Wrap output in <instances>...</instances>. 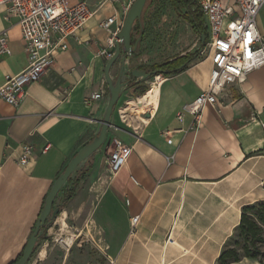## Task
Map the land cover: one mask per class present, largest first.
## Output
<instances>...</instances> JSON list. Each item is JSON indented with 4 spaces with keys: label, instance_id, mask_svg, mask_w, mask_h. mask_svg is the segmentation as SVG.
Masks as SVG:
<instances>
[{
    "label": "crops",
    "instance_id": "1",
    "mask_svg": "<svg viewBox=\"0 0 264 264\" xmlns=\"http://www.w3.org/2000/svg\"><path fill=\"white\" fill-rule=\"evenodd\" d=\"M85 1L93 9L101 2ZM124 1L116 2L118 11L115 3L98 8L78 40H68V48L54 54L49 70L27 87L18 106L0 102V264H10L23 251L53 182L100 130L108 100L104 69L109 59L100 55L108 34L104 36L99 24L115 14L120 17ZM106 5L111 11L99 16ZM257 23L264 36L259 16ZM0 33L10 50V55H0L1 86L28 61L18 19L2 6ZM130 58L123 79L131 71ZM211 68L207 59L178 75L160 76L155 81L157 107L138 116L121 109L141 86L148 90V82L136 81L126 86V93L122 90L106 143L73 173L69 191L63 188L62 196L65 191L73 194L63 201L47 237L55 236L56 242L77 229L85 240L96 235L100 253L91 264H216L239 224L242 207L264 201L259 125L264 122V67L242 83L225 86L216 104L203 109L199 126L191 128L192 117L185 113L179 122L177 114L207 89ZM119 70L120 64L112 65L113 81ZM93 93L101 97L92 100ZM113 138L127 148V161L110 176L108 141ZM25 144L33 151L29 163L21 166L16 160ZM134 217L138 221L133 227ZM46 250H41L39 264L45 263ZM69 256L67 252L63 259Z\"/></svg>",
    "mask_w": 264,
    "mask_h": 264
},
{
    "label": "built area",
    "instance_id": "2",
    "mask_svg": "<svg viewBox=\"0 0 264 264\" xmlns=\"http://www.w3.org/2000/svg\"><path fill=\"white\" fill-rule=\"evenodd\" d=\"M119 1L121 0H101L97 8L93 9L85 0L75 4H70L69 0H0V6L18 19L28 61L21 72L5 78L0 86V102L18 106L26 97L27 87L39 81L49 70L54 64V54L65 51L68 40H78V34L93 18L98 8L105 3L114 4ZM134 1L125 0L122 2L120 17L115 14L99 24L108 34L107 46L100 52L106 59H110L114 53L116 36L121 31L125 16ZM230 1L196 0L206 25V49L212 68L207 89L192 102L185 104L177 114L179 122L183 121L185 113L190 115L191 128L199 126L203 109L216 104V97L225 86L242 83L249 73L264 67V36L257 23L264 0H232L237 10ZM4 54L10 55V50L5 34L0 33V55ZM100 97L101 93L91 94L92 100ZM259 125L263 136L260 152L264 156V122H259ZM108 144L111 145L108 169L114 175L126 164L127 148L115 138L109 139ZM21 148L22 153L16 161L25 166L29 163L33 150L28 144ZM48 148L46 145L43 151L46 152ZM132 181L137 183L133 178ZM137 221L138 217L132 218L133 227ZM75 240L76 234L68 233L55 241L68 249Z\"/></svg>",
    "mask_w": 264,
    "mask_h": 264
},
{
    "label": "rangeland",
    "instance_id": "3",
    "mask_svg": "<svg viewBox=\"0 0 264 264\" xmlns=\"http://www.w3.org/2000/svg\"><path fill=\"white\" fill-rule=\"evenodd\" d=\"M113 7L117 11L119 10L118 3H115ZM110 11V6L106 5L99 12V16H103ZM148 15L147 23L144 25L145 31L142 37H139L138 39V56L130 58L133 63L130 67L131 70L137 69V67L146 69L153 64L167 62L172 58L184 55L187 52L199 51L198 58L191 64L199 63L208 59V50L206 49V45L202 47L200 37L193 32L191 25L187 21L180 19L175 14L170 4V0H158L149 10ZM259 21L264 27V6L260 11ZM103 34L104 36L107 35L106 32H103ZM128 61L129 60H127V62ZM114 64L121 65V57H119ZM158 76L161 75H156L146 80L149 87L151 83L154 82L155 77ZM128 78L129 74L124 80H127ZM124 92H127V87L123 89V93ZM136 99L137 96L134 97V100ZM109 175L112 176V174ZM67 183L63 188H67L65 190L69 191L68 188L72 185H69L68 187ZM85 185L86 184H84V186ZM65 192L63 193V196L61 195L62 191L59 193L57 202H54V208H58L59 210L64 208L63 201L67 196ZM58 216L59 214L57 217ZM53 222L50 223L45 234L41 237L42 239L36 245L33 255L27 264H39V254L41 258L44 257V251L41 252L44 248L45 250L47 249L46 257L48 260L46 258L44 260L45 263L43 264H91L92 262L98 261L100 251L98 245L96 244V242H98L96 235L94 239L89 235V240H85L86 237H84V234L81 230L77 229L74 232L76 234V240L71 247L66 249L61 244L54 242L55 236L47 237L49 236L47 235L48 229L53 225ZM94 231H91V234H93ZM65 236L66 235L63 237ZM67 252L70 254L68 257L69 259H63V256L65 257ZM49 258H53L55 261L53 262V260L51 261ZM236 264H264V262L260 263L258 261L244 259Z\"/></svg>",
    "mask_w": 264,
    "mask_h": 264
},
{
    "label": "trees",
    "instance_id": "4",
    "mask_svg": "<svg viewBox=\"0 0 264 264\" xmlns=\"http://www.w3.org/2000/svg\"><path fill=\"white\" fill-rule=\"evenodd\" d=\"M157 1L158 0H147L141 18L134 23L130 36L131 58L138 56V39L139 37H142L145 31L144 25L147 23L149 10ZM170 4L175 14L180 19L187 21L191 25L193 32L200 37L201 46H205L207 42V30L204 18L197 6L196 0H170ZM198 56L199 51L187 52L186 54L174 57L167 62L153 64L146 69H142L141 67H137V69L150 73L151 77L156 75H161L163 77L175 76L183 72L188 65L198 58ZM135 84L136 80L129 76L127 79V86ZM135 92L136 96H142L147 92V88L141 86L138 91ZM80 179L81 178L77 179L74 184L76 185ZM70 180L71 177L67 182ZM62 190L63 188L61 191ZM70 193L71 194L66 196L64 201H68L71 198L73 190H71ZM49 225L50 223L42 229L43 235ZM41 239L42 238H40V240ZM21 256L22 252L18 255L16 260L10 264H15ZM244 259L258 261L260 263L264 262V201H259L242 207L239 224L223 245L216 260V264H236Z\"/></svg>",
    "mask_w": 264,
    "mask_h": 264
},
{
    "label": "water",
    "instance_id": "5",
    "mask_svg": "<svg viewBox=\"0 0 264 264\" xmlns=\"http://www.w3.org/2000/svg\"><path fill=\"white\" fill-rule=\"evenodd\" d=\"M146 1L147 0H135L129 8L125 16L122 29L116 36L117 40L114 43V54L108 60L105 66L104 78L108 89V100L104 117L101 121L100 130L91 142L84 145L78 150V152L68 162L64 171L53 182L50 191L45 198L43 209L41 210L35 223L34 231L22 251V256L15 264H27V262L30 260L36 245L38 244L40 238L43 236L42 229L48 223L53 222L59 214L60 210L58 208H54V201L60 193L61 189L64 187L73 173L77 170V168L89 157H91L96 151H98L107 141L111 115L119 101L122 90L127 86V80L123 79V68L128 58H130L131 31L134 27L135 21L141 18V14ZM119 57H121L120 70L116 80L113 81L110 76V69ZM129 76H131L136 81H143L150 78L151 74L145 72L144 70L133 69L129 72Z\"/></svg>",
    "mask_w": 264,
    "mask_h": 264
},
{
    "label": "bare ground",
    "instance_id": "6",
    "mask_svg": "<svg viewBox=\"0 0 264 264\" xmlns=\"http://www.w3.org/2000/svg\"><path fill=\"white\" fill-rule=\"evenodd\" d=\"M158 79L159 77L155 78L145 94L139 96L136 100L131 99L129 101L127 108H125L130 114L140 115L147 110L154 111L158 104L159 86L155 83Z\"/></svg>",
    "mask_w": 264,
    "mask_h": 264
}]
</instances>
